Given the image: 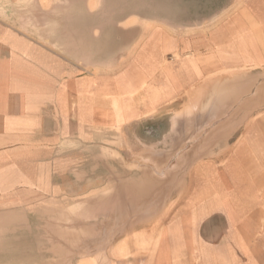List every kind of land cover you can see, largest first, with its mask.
Returning a JSON list of instances; mask_svg holds the SVG:
<instances>
[{
  "label": "rangeland",
  "instance_id": "374dc122",
  "mask_svg": "<svg viewBox=\"0 0 264 264\" xmlns=\"http://www.w3.org/2000/svg\"><path fill=\"white\" fill-rule=\"evenodd\" d=\"M149 1L0 0V79L8 71L3 62L10 51L28 50L27 60L41 64V73L30 63L18 72L17 63L10 62L15 70L4 90L11 104L0 105V264L152 260L166 224L192 205L194 193L209 191V173H223L221 158L215 167H197L209 164L202 162L205 158L224 154L176 151L184 148L176 136L161 142L177 106L169 114L131 122L132 107L123 98L120 107L111 109L122 124L112 114L100 119L98 81L112 69L100 68V41L91 29L102 18L147 15ZM191 15L189 10L186 17ZM70 22L74 61L81 49L87 52L82 57L87 65L74 68L73 78L87 85L81 89L78 81L79 87H73L64 117L51 95L63 92V86L53 91L58 81L48 77L60 67L43 52L51 41L70 44L65 31ZM132 42L124 35L120 44L128 48Z\"/></svg>",
  "mask_w": 264,
  "mask_h": 264
},
{
  "label": "crops",
  "instance_id": "0c3cea01",
  "mask_svg": "<svg viewBox=\"0 0 264 264\" xmlns=\"http://www.w3.org/2000/svg\"><path fill=\"white\" fill-rule=\"evenodd\" d=\"M156 1L145 2L147 15L101 17L91 29L100 41V68L112 69L98 81L100 119L115 114L111 109L120 107L123 98L132 107L131 122L169 114L177 106L161 142L176 136L184 147L176 151L224 154L205 158L202 162L209 164L197 167H215L222 159L218 167L224 169L217 177H205L209 191L194 193L192 205L160 233L156 256L141 264H264V0ZM189 10L192 15L186 17ZM69 26L70 44L51 41L43 50L61 69L48 77L58 81L53 91L63 86V92L51 95L64 117L73 87H79L78 81L81 89L87 85L73 78L74 68L77 72L87 65L82 59L87 52L81 49L74 61ZM124 35L133 41L128 48L120 44ZM27 52L10 51L11 59L3 62L8 71L0 79V105L11 104L4 90L15 70L10 62L17 63L18 72L30 63L41 73L40 61L27 60ZM188 107L187 119L183 111ZM116 118L123 123L120 114Z\"/></svg>",
  "mask_w": 264,
  "mask_h": 264
},
{
  "label": "bare ground",
  "instance_id": "6f19581e",
  "mask_svg": "<svg viewBox=\"0 0 264 264\" xmlns=\"http://www.w3.org/2000/svg\"><path fill=\"white\" fill-rule=\"evenodd\" d=\"M242 76V75H241ZM238 77V76H237ZM225 81V80H224ZM232 81V80H231ZM240 82V81H239ZM227 83H228V81H227ZM244 83V82H243ZM252 83V82H251ZM229 85V84H228ZM245 85V84H244ZM259 99V98H258ZM200 100H202V99H200ZM206 100V99H205ZM197 102V101H196ZM199 105H200V103H199ZM188 106H189V104H188ZM193 106H195V105H193ZM191 107H192V105H191ZM193 108V107H192ZM192 108H191V110H192ZM195 109V108H194ZM199 109V108H198ZM184 110V109H183ZM190 111V108L188 107V108H186L185 109V112L183 111V116L185 115L186 117L185 118H187V115L189 116H191V114H188V112ZM185 113V114H184ZM193 113V112H192ZM179 114V113H178ZM196 114V113H195ZM195 114H193V116L195 115ZM182 116V115H181ZM177 117V116H176ZM190 118V117H189ZM176 119H178V120H180V119H183V118H176ZM188 119V118H187ZM255 119V118H254ZM181 121H183V120H181ZM193 121V120H192ZM182 123V122H181ZM192 124V123H191ZM190 125V124H189ZM191 126V125H190ZM178 129V128H177ZM122 130V129H121ZM187 141V140H186ZM169 153V152H168ZM166 154V153H165ZM186 161V160H185ZM174 169H177V168H174ZM178 172V171H177ZM148 174V173H147ZM150 176V175H149ZM178 178V177H177ZM173 180V179H172ZM153 181V180H152ZM145 182V181H144ZM121 185V184H120ZM180 185V184H179ZM115 188V187H114ZM165 189V188H164ZM169 189V188H168ZM149 190V189H148ZM142 191V190H141ZM167 191V190H166ZM124 193V192H123ZM165 193V192H164ZM131 194V193H130ZM133 196V195H132ZM136 200V199H135ZM141 200V199H140ZM109 202V201H108ZM134 203V202H133ZM103 204V203H102ZM116 204H117V202H116ZM96 205V204H95ZM120 206V205H119ZM152 206V205H151ZM130 207V206H129ZM117 209V208H116ZM128 210V209H127ZM117 212V211H116ZM141 221V220H140ZM106 222V221H105ZM102 226V225H101ZM114 228V227H113ZM161 233V232H160ZM159 233V234H160ZM59 234V233H58ZM53 235V234H52ZM150 237V236H149ZM153 238L152 239H154V235L152 236ZM114 238V237H113ZM110 239V238H109ZM148 239V238H147ZM53 241V240H52ZM106 243V242H105ZM144 243V242H143ZM147 243V242H146ZM100 245V244H99ZM93 254V253H92ZM101 256V255H100Z\"/></svg>",
  "mask_w": 264,
  "mask_h": 264
}]
</instances>
